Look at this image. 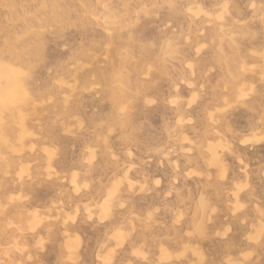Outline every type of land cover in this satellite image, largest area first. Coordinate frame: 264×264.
<instances>
[{"label": "rangeland", "instance_id": "374dc122", "mask_svg": "<svg viewBox=\"0 0 264 264\" xmlns=\"http://www.w3.org/2000/svg\"><path fill=\"white\" fill-rule=\"evenodd\" d=\"M57 262L264 264V0H0V264Z\"/></svg>", "mask_w": 264, "mask_h": 264}, {"label": "snow or ice", "instance_id": "6c2138e0", "mask_svg": "<svg viewBox=\"0 0 264 264\" xmlns=\"http://www.w3.org/2000/svg\"><path fill=\"white\" fill-rule=\"evenodd\" d=\"M169 6H172V5L170 4ZM253 7H255V5H253ZM148 47H151V45H149ZM249 95H250V93H249ZM193 100H195V97H193ZM172 103L175 104L176 101H172ZM251 142H253V141H252V140H249L248 138H243V139L241 140V143H243V144H248V143H251ZM221 178H223V177L221 176ZM159 183H160V181L157 180V181H156V184H159ZM201 206H202V207H206V202H204V201L202 200V205H201ZM121 207H123V205H121ZM236 210H237V212L240 211V206H238ZM89 218H90V217H89ZM177 222H179V220H178ZM229 231H230V229H229ZM225 235H227V232H225ZM134 254L137 255L138 257L146 258V257H144V253H143L142 250H137ZM57 264H60V262H57Z\"/></svg>", "mask_w": 264, "mask_h": 264}, {"label": "bare ground", "instance_id": "6f19581e", "mask_svg": "<svg viewBox=\"0 0 264 264\" xmlns=\"http://www.w3.org/2000/svg\"><path fill=\"white\" fill-rule=\"evenodd\" d=\"M26 16V15H25ZM17 72H19V71H17ZM18 74V73H17ZM10 75V74H9Z\"/></svg>", "mask_w": 264, "mask_h": 264}]
</instances>
